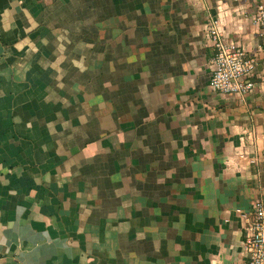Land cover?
Listing matches in <instances>:
<instances>
[{"label":"crops","instance_id":"obj_1","mask_svg":"<svg viewBox=\"0 0 264 264\" xmlns=\"http://www.w3.org/2000/svg\"><path fill=\"white\" fill-rule=\"evenodd\" d=\"M260 5L0 0V264H248ZM209 18L255 57L250 92L210 87Z\"/></svg>","mask_w":264,"mask_h":264},{"label":"built area","instance_id":"obj_2","mask_svg":"<svg viewBox=\"0 0 264 264\" xmlns=\"http://www.w3.org/2000/svg\"><path fill=\"white\" fill-rule=\"evenodd\" d=\"M254 20L264 27V6H258ZM203 35L212 49L210 87L223 94L250 92L254 87L250 77L257 63L255 57L238 42L229 41L215 18L206 21ZM244 218L243 248L248 264H264V188Z\"/></svg>","mask_w":264,"mask_h":264},{"label":"rangeland","instance_id":"obj_3","mask_svg":"<svg viewBox=\"0 0 264 264\" xmlns=\"http://www.w3.org/2000/svg\"><path fill=\"white\" fill-rule=\"evenodd\" d=\"M90 113H91V112H90ZM89 116H90V117H92V115H91V114H89Z\"/></svg>","mask_w":264,"mask_h":264}]
</instances>
